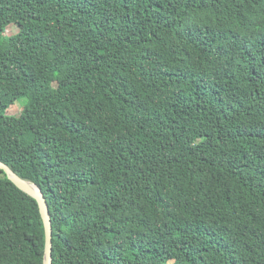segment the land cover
Segmentation results:
<instances>
[{
  "label": "trees",
  "instance_id": "16d2710c",
  "mask_svg": "<svg viewBox=\"0 0 264 264\" xmlns=\"http://www.w3.org/2000/svg\"><path fill=\"white\" fill-rule=\"evenodd\" d=\"M0 160L52 264H264V0H0ZM45 245L0 169V264Z\"/></svg>",
  "mask_w": 264,
  "mask_h": 264
},
{
  "label": "water",
  "instance_id": "95a60500",
  "mask_svg": "<svg viewBox=\"0 0 264 264\" xmlns=\"http://www.w3.org/2000/svg\"><path fill=\"white\" fill-rule=\"evenodd\" d=\"M0 169H2L8 176V178L16 184L20 189L36 198L39 202L42 212L45 233H46V245H45V257L44 264L53 263V226L50 207L47 198L43 190L32 180L27 179L19 175L10 165L0 160Z\"/></svg>",
  "mask_w": 264,
  "mask_h": 264
},
{
  "label": "rangeland",
  "instance_id": "374dc122",
  "mask_svg": "<svg viewBox=\"0 0 264 264\" xmlns=\"http://www.w3.org/2000/svg\"><path fill=\"white\" fill-rule=\"evenodd\" d=\"M17 31H18V26L16 24H10L6 30V34H14ZM54 85H56V83H54ZM22 109H23V103L22 101L19 100L14 104H12L11 106H9L6 113L9 116H18L21 113Z\"/></svg>",
  "mask_w": 264,
  "mask_h": 264
}]
</instances>
